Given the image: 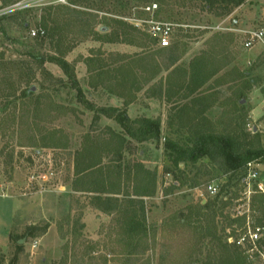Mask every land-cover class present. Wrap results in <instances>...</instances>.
<instances>
[{"label":"rangeland","instance_id":"374dc122","mask_svg":"<svg viewBox=\"0 0 264 264\" xmlns=\"http://www.w3.org/2000/svg\"><path fill=\"white\" fill-rule=\"evenodd\" d=\"M72 2L16 0L5 8L16 7L0 16V57L4 63L0 68V108L5 104L2 95L8 93L12 85L19 97L26 87L23 82L26 76L31 78L27 86L33 93L29 100L19 97L13 104L8 103L0 114V264H126L118 214L102 213L91 203V194L74 191L78 180L75 165L83 161L82 150L91 139H107L109 130L121 132L113 120L96 118L91 107L125 108L130 119L158 118L164 138L184 141L193 132L191 125L202 121L206 130L219 134L241 130L258 133L264 147V106L258 113L254 112L264 100V46L260 45L261 54L256 59L258 53L251 54L255 48L244 47L246 37L243 34L264 26V0H246L226 17H215L201 10V5L193 0H184V6L178 3L171 7L174 11L171 17L144 12L145 4L136 2L120 14L113 15L107 10L97 12L95 22L119 18L129 25L149 19L175 24L172 44L179 47L178 65L183 68L188 67L190 56L195 53L196 56L206 54L215 64H228L189 97L184 87L166 83L167 72L143 84V78L149 73L144 68L154 65L147 62L163 66V61L156 55L158 48L137 32H132L131 37L145 48L104 43L82 36L78 17L72 16L67 9H84ZM90 11L96 13L94 9ZM53 27L55 30L50 33L48 28ZM39 29L44 31L43 36H30L31 30ZM95 29L101 31L103 28L97 25ZM49 34H54L53 39ZM58 39L62 40L59 48L65 61L74 68L82 98L76 96L58 66L49 62L39 66L35 61V58L56 56ZM216 41L221 44L214 46ZM147 55H152V61L140 64ZM90 57L105 59L106 63L131 62L140 84L132 102L126 106L128 98L117 96L126 95V90L113 85L109 88L94 86L97 79L94 74L90 75L85 62ZM242 74L247 75L246 80L253 79L255 84L245 97L243 110L237 112L233 106V91L240 85ZM58 79L62 83H58ZM167 90L174 92L170 99L165 96ZM158 94H162V100L157 98ZM197 98H204V105L210 106L202 115H199L202 107L193 103ZM35 105L40 107L33 116ZM183 106L192 110L180 117L178 108ZM48 108L52 111L46 115ZM242 116L244 126L239 120ZM131 148L123 153L120 163L116 162L115 155H104L102 164L111 169L120 166L128 170L141 163L156 175L155 195L144 200L149 251L142 259L149 264H203L208 259L209 240L199 244L191 230L172 217L180 213L186 215L189 207L213 198L207 192L209 185L220 189L223 200L231 202L225 212L232 214L235 205L246 199L244 178H240L244 172L229 180L231 173H224L207 159L201 160L195 168L179 164L176 172L164 155L162 141L133 142ZM255 164L259 182L264 186V164ZM255 183L251 181V185ZM130 185V180L125 183V187L130 188ZM251 205L250 200L247 208L249 221L253 222L258 215ZM217 221L220 230L222 219L217 218ZM238 251L244 252L241 248ZM244 254L250 256L251 264H264V257H252L250 252Z\"/></svg>","mask_w":264,"mask_h":264},{"label":"trees","instance_id":"16d2710c","mask_svg":"<svg viewBox=\"0 0 264 264\" xmlns=\"http://www.w3.org/2000/svg\"><path fill=\"white\" fill-rule=\"evenodd\" d=\"M15 1L0 0V8L3 9ZM193 1L201 5V10L210 12L215 17H226L233 9L246 2V0ZM134 2L144 3L143 9L154 4L157 6V10L154 13L157 15L165 14L167 17H171V14L174 12L171 7L178 6V3H182L181 6H184V0H73L72 3L75 6H79L84 10H67L72 16L78 17L79 21L77 24H79L82 36H90L94 40L104 43L125 44L145 48V45H137L135 40L132 39L131 33L137 32L149 40L152 43L151 45L156 46L158 48L156 55L161 57L163 66H157L151 59L152 55L145 56L140 61V64L146 65L147 61H152V63H147L154 65L152 68H144L146 71H149L148 76L143 78L144 85L150 83L155 75L167 72L166 83L171 84V86L184 87L189 97L197 93L214 76H217L222 69L228 66L226 63L215 64L209 58L207 59L208 56L206 54H201L194 57L189 62L187 68H183L178 65L180 61L178 45L171 42L169 47L159 48L154 39L145 32L135 28L132 24L129 25L125 21H122L123 19L103 18L100 22H95L97 12L107 10L112 12L113 15L120 14ZM172 2L174 3L171 4ZM147 4L148 6H146ZM93 9L96 15L90 11ZM43 22L44 26H46L47 21L44 19ZM97 25L108 29L109 32L96 31L95 27ZM48 29L50 33H53L55 27ZM53 36L54 34H49L48 37L53 39ZM61 41V39L57 41L56 46L59 53L56 56L35 58V61H37L39 66H42L45 62L58 66L66 77L67 82H69L70 88L76 91L78 98H82V92L76 79L74 68L65 61L63 52L59 48ZM220 44L221 41L214 42V46ZM106 61L105 59H93V57L85 59L90 75L94 74V78L97 79L94 86H106L109 88L113 85L122 91L126 90V95L117 96L128 98L127 106L134 99L135 93L140 90L139 80H137L134 73L135 69L131 66V62H122L120 64L118 62H111L113 63L111 64L106 63ZM136 63L139 64L135 61ZM3 66L4 63H2V57H0V68H3ZM246 77V74L240 75V85L234 87L235 103L233 106L237 112L243 110L245 97L255 84L253 79L246 80ZM25 78L23 82L25 81L26 87L18 96L20 99L29 100L33 98L32 90L27 86L31 78L28 76ZM57 82L62 83L61 79H58ZM12 87L8 93L2 95L5 104L0 108V114L2 113L1 111L7 108L8 103L13 104L19 98L16 96V88L13 85ZM168 90L165 96L167 99H170L174 96V92L172 94ZM111 92L114 93L112 90ZM162 97V94L157 95L159 100H162ZM193 100V103L202 107L199 115H202L210 108L209 105H204L206 102L204 98ZM39 107V105H35L32 112L33 116H36L39 112ZM90 109L95 113L96 118L104 117L113 120L121 128V132L115 133L109 130V137L107 139L102 141L91 139L87 148L85 147L82 150L80 156L83 158V161L80 163L76 162L75 165V175L78 177V180L75 181L76 186L74 187V191L91 194V203L102 213L116 212L118 214L125 246L124 256L126 264H149L142 259L145 253L149 251V231L144 200L155 195L156 175L154 172L144 168L141 163L134 164L128 170L120 166L111 169V167L102 164V156L115 155L116 162L120 163L126 149H132L131 143L140 144L162 141L164 155L168 157L171 166L176 172L179 164L195 168L201 160L207 159L209 162L218 165L224 173H231L229 180H232L233 176L241 174L242 171L244 173L240 178L245 177V167L248 163L259 162L264 164V147L261 145L258 133L250 134L241 130V132L233 131L219 134L213 132L211 129L206 130L201 121L191 125L193 132L184 141H181L162 137L161 121L158 118L153 119L141 116L130 119L127 116L125 108L91 107ZM191 110V107L186 106L178 108L180 117H183V114ZM51 111L48 108L45 114L49 115ZM40 112H43V110H40ZM24 116L27 117L28 114L25 113ZM24 116L22 115V119L25 121ZM239 120L242 126H244L245 118L242 116L239 117ZM165 173L170 174L169 171ZM129 180L131 181L130 188L125 187V183ZM173 187L176 188L175 181ZM223 199L224 196L219 193L216 197L206 200L204 204L189 207V212L186 215L180 213L178 217H172V220H177L188 227L192 234L197 237L199 244H202L205 240H209L210 245L207 244L208 259L203 264H251L248 260L250 256L245 255L242 251H238L239 248L229 245L227 242L228 237L235 236L237 234L235 231L241 230L245 226V217L234 218L233 211L232 214L226 213L225 210L228 206H231V202ZM232 199L230 198V200ZM251 203L253 212L258 215L252 221L256 226L264 228V193L254 194L251 198ZM217 218L222 219L220 230L218 229L220 223L218 224ZM17 246L21 250V246ZM257 250L258 253L253 254L252 257H264V232L257 243Z\"/></svg>","mask_w":264,"mask_h":264},{"label":"built area","instance_id":"2783aa9c","mask_svg":"<svg viewBox=\"0 0 264 264\" xmlns=\"http://www.w3.org/2000/svg\"><path fill=\"white\" fill-rule=\"evenodd\" d=\"M16 6H11L9 8L0 9V16L5 14L7 10H10ZM157 10L156 5H150L144 8V12H155ZM140 22L134 21L131 23L135 28L142 30L147 35H149L152 39H154L159 48H167L170 46L173 35L175 24L166 22V21H157V20H143ZM220 29V27H218ZM245 38L244 47L251 49L255 45H263L264 46V26L255 30L245 31L243 32ZM44 35V31L39 30H31V37H41ZM255 163H248L245 167L246 176L243 179V184L246 189L244 191L243 196L246 197L245 200L239 201L233 209V217H245V226L241 230H236L237 233L235 236H230L227 239L229 245H233L236 248H241L244 252H247L250 255L258 253L257 243L260 241L262 237V233L264 232V228L256 226L254 222H250L248 215L249 211L247 208L248 202L251 200V196L256 193H264V186L259 182L258 173L255 169ZM251 181L256 182L254 185H251ZM207 192L211 197H216L220 193V189L209 185L207 187ZM239 206H245L246 210H240ZM238 207V208H237Z\"/></svg>","mask_w":264,"mask_h":264},{"label":"crops","instance_id":"0c3cea01","mask_svg":"<svg viewBox=\"0 0 264 264\" xmlns=\"http://www.w3.org/2000/svg\"><path fill=\"white\" fill-rule=\"evenodd\" d=\"M233 23L235 24L236 23V21H233ZM222 26V25H221ZM220 26V27H221ZM255 48V49H254ZM253 49H254V51L251 53V54H257L258 53V55L256 56V59L259 57V55L261 54V46L260 45H258L257 47H253ZM251 50H252V48H251ZM196 53L195 54H193V55H191L190 56V60H192L194 57H196ZM256 59H254V60H256ZM251 64V63H250ZM262 106H264V100H262L257 106H256V108H254V112H256V113H258L257 111H260V109H261V107ZM252 114H253V112H252ZM257 116V115H256ZM145 117V116H144ZM137 118V117H136Z\"/></svg>","mask_w":264,"mask_h":264},{"label":"water","instance_id":"95a60500","mask_svg":"<svg viewBox=\"0 0 264 264\" xmlns=\"http://www.w3.org/2000/svg\"><path fill=\"white\" fill-rule=\"evenodd\" d=\"M101 31H106V29H105V28H103V29H101Z\"/></svg>","mask_w":264,"mask_h":264}]
</instances>
